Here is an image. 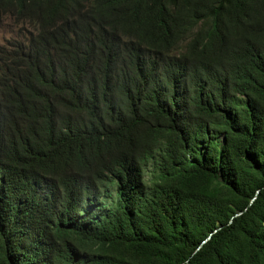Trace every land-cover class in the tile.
Instances as JSON below:
<instances>
[{
	"label": "trees",
	"instance_id": "16d2710c",
	"mask_svg": "<svg viewBox=\"0 0 264 264\" xmlns=\"http://www.w3.org/2000/svg\"><path fill=\"white\" fill-rule=\"evenodd\" d=\"M0 264H264V0H0Z\"/></svg>",
	"mask_w": 264,
	"mask_h": 264
},
{
	"label": "rangeland",
	"instance_id": "374dc122",
	"mask_svg": "<svg viewBox=\"0 0 264 264\" xmlns=\"http://www.w3.org/2000/svg\"><path fill=\"white\" fill-rule=\"evenodd\" d=\"M17 27L13 26L9 19L0 18V44H4L9 39H15Z\"/></svg>",
	"mask_w": 264,
	"mask_h": 264
}]
</instances>
